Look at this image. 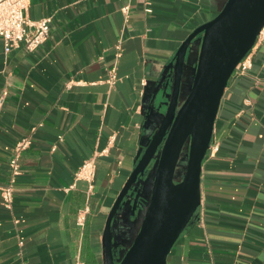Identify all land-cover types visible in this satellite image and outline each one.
Instances as JSON below:
<instances>
[{
  "label": "crops",
  "instance_id": "obj_1",
  "mask_svg": "<svg viewBox=\"0 0 264 264\" xmlns=\"http://www.w3.org/2000/svg\"><path fill=\"white\" fill-rule=\"evenodd\" d=\"M224 1L30 0V20L51 17L47 39L6 51L0 35V264H104L108 213L159 119L153 88L181 42ZM250 56L247 71L228 81L216 147L203 160L201 203L167 264H264V40ZM23 138L30 143L7 207L1 187ZM91 157L93 181L77 178ZM142 217L115 222L118 257Z\"/></svg>",
  "mask_w": 264,
  "mask_h": 264
},
{
  "label": "water",
  "instance_id": "obj_2",
  "mask_svg": "<svg viewBox=\"0 0 264 264\" xmlns=\"http://www.w3.org/2000/svg\"><path fill=\"white\" fill-rule=\"evenodd\" d=\"M263 24L264 0H225L212 18L186 36L164 65L151 99L163 118L108 213L102 235L104 264H167L171 248L201 203L203 160L228 81L254 46ZM193 51V70L186 79ZM184 81L188 88L182 92ZM187 143L186 164L176 175ZM141 197L144 204L139 202ZM141 211L132 243L116 258L115 222Z\"/></svg>",
  "mask_w": 264,
  "mask_h": 264
},
{
  "label": "built area",
  "instance_id": "obj_3",
  "mask_svg": "<svg viewBox=\"0 0 264 264\" xmlns=\"http://www.w3.org/2000/svg\"><path fill=\"white\" fill-rule=\"evenodd\" d=\"M29 2L30 0H0V35L3 37L4 48L6 51H10L12 48L21 45H24L27 49L33 50L43 43L48 37L51 17L46 16L37 20H30L26 13L29 7ZM123 9L124 11H127L128 6H124ZM260 40H264V24L257 35L255 44ZM118 47H121V45L119 44ZM251 50L240 60L233 73L243 74L251 66ZM113 71L114 70H112L111 76L108 79L110 82H114L117 78ZM3 99L4 94L0 96V106ZM29 143V138H23L18 141L15 146V151L10 158V165L12 169L11 179L10 182L1 187L3 203L7 207H11L13 204L14 182L16 180V176L21 172L19 161L21 150L26 148ZM212 147H216V145L213 146L210 143L208 150ZM95 171L96 161L94 157H91L82 163L80 168L76 171L75 176L77 178H86L92 182L95 177ZM90 186H92V183ZM83 212H85V210ZM84 218V214H81L79 222L83 223ZM22 242L23 241H20L21 244ZM74 264L89 263L77 258Z\"/></svg>",
  "mask_w": 264,
  "mask_h": 264
},
{
  "label": "flooded vegetation",
  "instance_id": "obj_4",
  "mask_svg": "<svg viewBox=\"0 0 264 264\" xmlns=\"http://www.w3.org/2000/svg\"><path fill=\"white\" fill-rule=\"evenodd\" d=\"M187 88H188L187 83L186 82H183L182 92H185ZM151 107L153 108L154 111H156L155 114L156 115H159V119H158V122L156 124V129H155V132H156V130H157L158 126H159V123L161 122V119L163 118V114L159 111V109H158V103L157 102H155ZM178 165H179V163H178ZM184 165L185 164H181V165H179V167H177V171H176V174L177 175H179L178 172L181 173L180 170H183L184 169ZM146 195H147V193H146ZM139 202H141V204H144L145 197H141L140 200H139ZM119 249H120V247L119 248H115V257L116 258H118V256H119V253H118Z\"/></svg>",
  "mask_w": 264,
  "mask_h": 264
},
{
  "label": "rangeland",
  "instance_id": "obj_5",
  "mask_svg": "<svg viewBox=\"0 0 264 264\" xmlns=\"http://www.w3.org/2000/svg\"><path fill=\"white\" fill-rule=\"evenodd\" d=\"M187 157H188V143L184 146V148L182 150L181 157L179 160V165L186 164ZM179 165H178V167H179ZM180 172H182V170H180ZM178 174H180V173L178 172ZM146 192H147V194H150V191L148 189L146 190Z\"/></svg>",
  "mask_w": 264,
  "mask_h": 264
}]
</instances>
